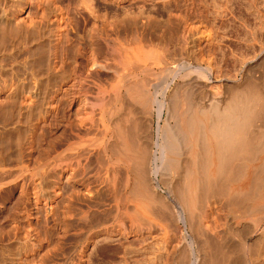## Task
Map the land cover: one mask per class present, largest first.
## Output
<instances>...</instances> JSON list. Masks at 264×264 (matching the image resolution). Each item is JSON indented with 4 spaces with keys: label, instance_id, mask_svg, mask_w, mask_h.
<instances>
[{
    "label": "rangeland",
    "instance_id": "obj_1",
    "mask_svg": "<svg viewBox=\"0 0 264 264\" xmlns=\"http://www.w3.org/2000/svg\"><path fill=\"white\" fill-rule=\"evenodd\" d=\"M252 1H21L22 12L17 14L20 27L30 26L32 20V23H44L46 29L39 34L42 39L37 36V42L33 40L28 46L23 45L21 38H17L21 43L15 39L13 53L4 62L14 71L19 70L15 75L27 78L29 83L34 82V76L45 83L48 72L57 78L50 93L26 97L22 119L18 114V97L11 93L13 84L0 79V86L10 87L0 94V264H176L175 255L180 248L176 235L163 233V224L158 219H152L155 225L146 220L140 222L132 215L133 204L119 194L122 171L102 153L107 135L105 101L112 95V87L120 86L121 81L143 78L160 82L168 75L158 68L137 69L133 73L131 66L123 65L132 56L124 43L126 31L131 30H137L144 37L140 45L143 51L179 56L183 53L181 50L190 48L196 49L200 59L218 62L223 67L219 69L215 65L214 71L217 68L225 76H231L229 79L224 76L220 83L214 79L216 91L220 89L221 95L228 86L242 81L243 72H249L245 66L252 68L246 76L262 78L264 55L259 48H264L261 43L264 0ZM254 2L257 4L250 6ZM52 5L56 7L55 12L51 11ZM35 35L38 34L35 32L32 36L35 38ZM237 39L246 42L241 45ZM39 40L44 43L42 47H37ZM251 40L255 41L254 46L258 44L256 48ZM22 45L26 47L24 50H20ZM26 49L29 51L24 52ZM238 51L249 54V64H234ZM227 56L235 59L234 62L229 60L228 65ZM26 60L31 61V67L23 71ZM227 65L230 69L236 66L231 70L233 76ZM37 103L42 104L39 112L35 109ZM214 207L212 219H215L210 220L211 226L216 231L229 228L227 223L231 221ZM145 225H148L147 231ZM152 233L160 235L165 242L159 236L152 238L151 235L156 236ZM162 242L168 243L167 247ZM169 244L175 248L170 249ZM164 246L169 254L164 253ZM138 248L141 249L138 251ZM153 248L160 250L156 252ZM152 253L154 257H149ZM145 255L153 262L149 263ZM152 257L159 259V263ZM169 257H174L173 261Z\"/></svg>",
    "mask_w": 264,
    "mask_h": 264
},
{
    "label": "bare ground",
    "instance_id": "obj_2",
    "mask_svg": "<svg viewBox=\"0 0 264 264\" xmlns=\"http://www.w3.org/2000/svg\"><path fill=\"white\" fill-rule=\"evenodd\" d=\"M21 1L0 0V79L13 84L11 93L18 97V114L22 119L25 116L26 97H41L42 94L50 93L57 76L48 72L44 83L32 73L34 82L29 83L27 78L15 75L19 70L14 71L12 66L7 67L4 62V58L13 53L15 39L21 38L20 41L26 46L33 40L37 42V36L42 39L43 36L39 34L46 29L44 23H32V20L30 26L24 29L20 27L17 14L22 12ZM255 4L257 3L250 6ZM51 11H56L55 5H52ZM85 21L88 23L90 19L87 17ZM136 31H126L124 43L128 46L125 45V48L131 51L132 56L123 65L126 66L127 63L131 66L133 73L137 69L158 68L164 75L165 72L168 75L160 82L152 78L124 83L121 81L120 86L112 87L113 93L105 101L107 135L102 153L108 161L114 160L122 171L120 196L133 204L132 215L140 222L146 220V223L152 224L153 218L158 219L163 224V233L166 231L176 235V242L180 247L179 252H174L176 264H264V73L260 75L262 78L246 76L252 69L245 66L250 60L249 54H246L247 49L246 53L237 52L235 62L232 61L235 59L227 56V64L230 61L241 64L249 72H243L245 77H241L240 83H229L226 93L221 95L220 89L216 91L218 86L214 79L220 83L224 81L226 73L224 75L217 68L214 71L218 62L200 59L195 53L196 49L190 48L181 50L183 53L179 56L143 51L140 45L144 37ZM35 32L38 35L34 38L32 35ZM48 33L52 37L53 33ZM238 40L237 43L241 42V45L246 42H242L245 39ZM39 42L37 47H42L44 43ZM23 45L20 50L26 48ZM251 45L248 44L249 47ZM259 50L264 55V48ZM30 62L23 61V71L30 69ZM219 64H222V60ZM234 68L229 67V74ZM227 76L225 77L229 79L230 75ZM9 88L3 84L0 86V94ZM41 106L42 104L37 103L35 109L39 112ZM214 205L231 221L227 223L229 228L216 231L211 226L210 220L215 219H212ZM159 222L156 223L160 224ZM152 225H155V221ZM146 226L148 225L144 227ZM161 229L158 230L162 235ZM144 230L147 231V227ZM140 235L142 238V234ZM153 235L156 236L151 235L152 238L159 236L161 239L160 235ZM171 237L174 236L171 234ZM164 242L162 244L167 247L168 243ZM176 242L172 244L176 246ZM174 245L169 244L170 249L175 248ZM166 247L164 253L169 254ZM139 249L141 248L138 251ZM150 250L152 252V248L148 252ZM144 253L146 254L145 251ZM158 255H161L159 251ZM174 257L169 258L173 261ZM149 259V263L153 262ZM153 259L156 262L159 260Z\"/></svg>",
    "mask_w": 264,
    "mask_h": 264
}]
</instances>
